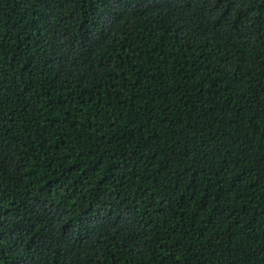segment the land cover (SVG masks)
<instances>
[{
    "label": "trees",
    "instance_id": "1",
    "mask_svg": "<svg viewBox=\"0 0 264 264\" xmlns=\"http://www.w3.org/2000/svg\"><path fill=\"white\" fill-rule=\"evenodd\" d=\"M0 264H264V0H0Z\"/></svg>",
    "mask_w": 264,
    "mask_h": 264
}]
</instances>
